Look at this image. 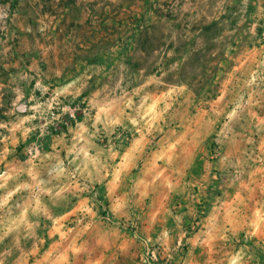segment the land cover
I'll return each mask as SVG.
<instances>
[{
    "label": "rangeland",
    "instance_id": "1",
    "mask_svg": "<svg viewBox=\"0 0 264 264\" xmlns=\"http://www.w3.org/2000/svg\"><path fill=\"white\" fill-rule=\"evenodd\" d=\"M0 264H264V0H0Z\"/></svg>",
    "mask_w": 264,
    "mask_h": 264
}]
</instances>
